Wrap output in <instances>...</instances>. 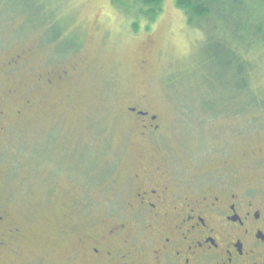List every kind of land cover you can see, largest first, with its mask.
I'll return each instance as SVG.
<instances>
[{
    "label": "rangeland",
    "instance_id": "rangeland-1",
    "mask_svg": "<svg viewBox=\"0 0 264 264\" xmlns=\"http://www.w3.org/2000/svg\"><path fill=\"white\" fill-rule=\"evenodd\" d=\"M124 3L0 0V62L31 48L33 63L77 67L50 100L53 113L16 117L8 108L0 197L30 241L16 262L0 251V264H69L85 224L123 204L125 100L147 96L168 124L165 151L192 167L239 145L264 148V44L255 60L245 50L264 41V0H225L194 24L174 0L154 19L137 0ZM243 81L248 91L234 89Z\"/></svg>",
    "mask_w": 264,
    "mask_h": 264
},
{
    "label": "flooded vegetation",
    "instance_id": "flooded-vegetation-1",
    "mask_svg": "<svg viewBox=\"0 0 264 264\" xmlns=\"http://www.w3.org/2000/svg\"><path fill=\"white\" fill-rule=\"evenodd\" d=\"M34 58L22 48L0 62V132L10 106L16 117L32 108L37 118L53 113L50 100L72 82L74 64ZM124 104V202L85 224L69 245V264H264V148L239 145L192 167L185 154L165 151L168 124L147 96ZM6 203L0 197V251L16 262L30 238Z\"/></svg>",
    "mask_w": 264,
    "mask_h": 264
},
{
    "label": "trees",
    "instance_id": "trees-1",
    "mask_svg": "<svg viewBox=\"0 0 264 264\" xmlns=\"http://www.w3.org/2000/svg\"><path fill=\"white\" fill-rule=\"evenodd\" d=\"M125 1L127 0H113V2L116 3L117 5L125 4L124 3ZM174 1H175L176 6L179 9H182L184 13L186 14L188 24H194L200 18H207L210 15H213L214 12L216 11V7L217 6L221 7L222 3H224L225 0H174ZM163 2L164 0H137V4H140L141 7H147L146 11H144L143 9H141V11L147 13V15H149L151 19L156 18V16L160 13ZM263 21L264 20H261L258 22L256 26V32L261 34V36L264 38ZM257 41L258 40H250L249 43L247 44V47H245V50H248L249 52L253 53L252 55H254L253 56L254 60H255V57H257V55L254 54V52H256L255 50L257 49L258 46H262V44H264V41L262 42H257ZM250 59H252V57ZM250 63L252 64L253 62H250ZM251 64L249 65L250 72H251L250 75H252V71L254 69ZM240 72L242 73L243 70H240ZM242 80H244V78H242ZM247 88H248V85L245 82L242 85H239L238 87H234V89H239V90L242 89V90L248 91ZM250 103L251 102H249V104Z\"/></svg>",
    "mask_w": 264,
    "mask_h": 264
}]
</instances>
